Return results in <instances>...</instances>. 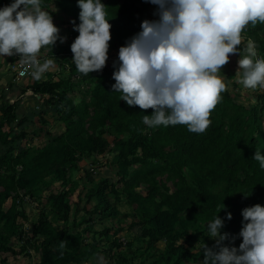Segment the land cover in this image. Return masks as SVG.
<instances>
[{
  "label": "trees",
  "instance_id": "obj_1",
  "mask_svg": "<svg viewBox=\"0 0 264 264\" xmlns=\"http://www.w3.org/2000/svg\"><path fill=\"white\" fill-rule=\"evenodd\" d=\"M11 2L0 0V7ZM52 3L79 24L77 0H42L41 7ZM103 4L111 25L109 49L118 51L146 18H135L141 8L133 3ZM261 34L264 24L257 23L241 35L256 43L258 57L264 59ZM70 45L57 41L53 48L40 50L39 61L68 67L69 72L65 77L58 74L57 80L49 73L44 82L21 89V96L31 91L44 98L36 109L27 111L21 98L0 97V263L5 264L7 256L29 257L33 250L38 264H96L104 254H112L110 264H203L202 250L192 253L190 248L195 242L201 248L206 244L202 226L214 219L222 204L218 216L224 218L226 212L232 216L222 232L229 233V239L236 237L238 247L242 209L264 206V169L253 159L256 151L264 155V95L257 94L255 105H241L229 90L222 92L203 133L190 132L185 125L149 127L143 117L152 114L151 108L130 107L114 93L115 66L85 76L72 61ZM227 79L232 80L230 75ZM231 85L238 88L234 81ZM75 88L86 89L76 105L67 97ZM52 112L64 126L58 135L46 131L49 117L54 120ZM42 137L45 145L32 146ZM104 154L113 155L110 165L116 180L102 177L96 183L84 171L92 187L71 203L77 186L72 175L80 170V160L96 163L93 156ZM54 182L63 188L60 192L51 190ZM142 188L144 195L138 191ZM29 205L38 214L28 223L24 207ZM119 206L130 212L120 214ZM127 217L132 220L128 229L140 232L125 242L122 229L111 225H120ZM180 240L185 244L179 245ZM161 244L163 248H157Z\"/></svg>",
  "mask_w": 264,
  "mask_h": 264
},
{
  "label": "clouds",
  "instance_id": "obj_2",
  "mask_svg": "<svg viewBox=\"0 0 264 264\" xmlns=\"http://www.w3.org/2000/svg\"><path fill=\"white\" fill-rule=\"evenodd\" d=\"M145 2L157 6L154 15L158 18L143 20L141 30L119 48L118 66L112 64L115 66L112 89L121 94L120 100L130 107L153 110L151 115H144V124L185 125L190 132L203 133L211 123L212 110L222 99L221 93L226 90L220 69L229 62L230 55L241 56L242 40L247 45L237 62L239 82L246 89H257L258 94L259 88L264 89V59H257L256 43L251 39L245 41L241 35L248 25L264 24V0ZM41 4L42 0H12L0 7V57L14 55L15 61L23 59L33 66L36 79L51 64V61L40 63V50L53 48L58 40L64 43L66 39L59 35L52 15L43 11ZM77 6L79 24L72 23L78 36L70 51L77 70L87 76L106 66L111 25L101 0H77ZM13 75L15 82L33 77L16 79ZM253 159L264 169V155L260 151L255 152ZM89 172L94 173L93 168ZM222 209L223 204L218 212ZM218 212L205 225L206 236L215 245L209 248L203 243V264H264V206L256 204L242 209L238 233L242 242L238 247L233 246L236 237L229 239L230 234L222 232L225 220L232 219L231 213L226 212L221 218ZM224 241L229 243L225 245ZM65 247L62 242L60 248ZM195 247L190 248L192 253L197 251Z\"/></svg>",
  "mask_w": 264,
  "mask_h": 264
},
{
  "label": "rangeland",
  "instance_id": "obj_3",
  "mask_svg": "<svg viewBox=\"0 0 264 264\" xmlns=\"http://www.w3.org/2000/svg\"><path fill=\"white\" fill-rule=\"evenodd\" d=\"M117 3L122 4L124 2L127 3H133L137 8H141L140 10V14L135 17L136 19H142V18H146L147 20H154L157 19L158 17H156L154 15L155 11H156V5L150 4V3H146L145 0H115ZM102 3L105 2V0H101ZM43 11L46 12H50V14L52 15L53 18V23L54 25L59 29V35L62 37H65V42L64 44H68V43H72L75 39V34L77 33L76 31L73 30V23H72V19L70 18V16H66L63 12L60 11V9L58 8V6L55 3H52L50 5L41 7ZM262 36H264V34H261ZM59 41V40H58ZM60 43V42H59ZM247 43L246 42H241L240 46H239V50L241 52V56L239 57L238 54L235 55H230L229 57V62L227 64H225L224 66H222V68L220 69L221 73H219L220 78L223 80V82L226 85V90L225 91H230L231 96L234 97L235 100L238 101L239 104L241 105H247L248 103L251 105H255V103L257 102L255 97L257 96L258 93H256V90L253 89H246L243 87V85L239 82L240 80V72L238 71V60L239 58H242V56L245 54L244 53V49L243 46L246 47ZM73 56V55H72ZM13 56H4V58L1 60L0 59V71L4 72L5 74H8L10 77H12V79H14V75H13V70L12 67H15V63L16 61L13 59ZM257 59H259L257 57ZM46 61H40L41 64H44ZM116 64V66H118V51L112 50L110 51V49L108 50V60L106 61V66H111L112 64ZM2 63V64H1ZM66 67V66H65ZM35 71L36 68L34 67ZM34 71V72H35ZM2 72V74H3ZM69 69L68 67L66 68H60L58 65L53 64L51 62V64L49 65V67L47 68V70L42 74L40 79H36L34 76L31 79H28L25 81V84H21L22 86H30L33 82L37 81V82H44L46 80V76L50 73V74H55L56 78L54 80H57L60 77H65L68 75ZM59 74V76H58ZM227 75H230L232 80L227 79ZM11 81V80H10ZM24 81V80H23ZM21 81V83L23 82ZM235 82L236 84H238V88H233V86L231 85V82ZM15 82V80H14ZM71 83L76 84V80L72 79ZM85 88H80L79 90L75 89H71L68 93H67V97L76 105L78 104L81 100H82V96L85 92ZM259 94H264V89L259 88L258 89ZM9 96H11V93L8 94ZM26 96V97H24ZM22 98V102H23V106L25 109L28 110H34L36 109V107L38 105H40L44 98L42 96L39 95H33L30 91V93H27L26 95H24ZM27 96H33V97H27ZM238 96V97H237ZM24 99V100H23ZM87 100V98L85 99ZM37 102V106L35 107L34 103ZM1 103V101H0ZM52 115L54 116V120L53 118L49 117V123L50 125H48V129L49 132H51V135H58L60 134L63 129L64 126L62 125V123H59V121L56 118V115L54 114V112H52ZM36 118V117H34ZM35 121L37 120L34 119ZM264 126V125H263ZM108 138V137H107ZM109 141H112V138H108ZM28 144V141H26ZM47 142L46 137H42L40 139L35 138V142H33L34 147H41L42 145H45ZM27 144H25L23 147L26 148ZM112 154H104L101 156H93L95 158V160L97 161L96 163H92V161L88 160H80L78 166L80 168V170L78 172L73 173L72 175V180L73 182H76L77 186L75 188V192L74 194L71 196L70 201L71 203H75L78 200L77 195L79 193H81V195L83 196L86 192V190H89L92 185L90 183L87 182L86 177L84 176L85 172H89L90 168H93L94 173H90L92 176V179L94 180V182H98L102 177H107L109 178L111 181H115L116 177H115V168L112 167V165H110V161L112 160ZM134 169V168H133ZM163 182L165 184V186H167L170 191H172V185L168 182H166L163 178ZM63 188L60 187V184L58 182H54L52 183V187L51 190L55 191V192H60ZM66 190V188L64 189ZM138 191L144 195V190L142 189H138ZM9 205V201L4 205V209H7ZM26 212H27V216H28V223L30 221L35 220L37 214H38V210L33 207L32 205L29 206H25L24 207ZM88 209L90 207H87ZM118 211L120 212V214H125V213H129L130 209H127V207H123V206H119ZM72 215V214H71ZM70 215V217H71ZM79 216H82L83 213H79ZM51 217V216H50ZM71 219V218H70ZM26 224L25 228H27ZM132 223V220L130 218H125L120 225H118L116 222L112 223L111 226H114V228H121L122 232L120 234L121 239L123 237V240L121 241H128V240H133L134 236L136 234L139 235L140 229L136 228V229H128L130 224ZM96 228H100L98 225H96ZM136 233V234H135ZM201 233H202V238L206 239V246H209L211 243L215 244V241L211 238H209L205 229V226H202L201 229ZM200 240V242H203L204 240ZM87 242H91V241H87ZM229 243V242H228ZM107 242L106 240L101 242L102 248H104L106 246ZM178 244H185L184 240H180L178 242ZM194 246H196V250L201 249V245L200 244H193ZM234 246V244H233ZM163 247V244L159 245L157 248L161 249ZM15 248H17V245L15 244ZM194 249V251H196ZM112 254L106 255L104 254V256H100V262L99 264H110L111 261L109 259V256H111ZM4 259H7L5 262V264H38V255L31 250L29 253V257H26L24 255L18 257V258H13V257H6ZM2 260V259H0ZM104 260V261H102ZM1 264V263H0ZM4 264V263H3ZM83 264H91V263H83Z\"/></svg>",
  "mask_w": 264,
  "mask_h": 264
},
{
  "label": "crops",
  "instance_id": "obj_4",
  "mask_svg": "<svg viewBox=\"0 0 264 264\" xmlns=\"http://www.w3.org/2000/svg\"><path fill=\"white\" fill-rule=\"evenodd\" d=\"M3 58L4 57H0L1 60ZM2 72L0 71V97L2 96V100H4V98H6L7 100H13V101L17 99L19 100L20 98L22 99L23 96H21V92H22L21 89L23 90V88L26 86H22L21 84H25V81H23L22 83L21 81L14 82L12 77H10L8 74H5L4 72L2 74ZM10 93H11V96L8 95ZM27 97H33V96H27ZM34 105L36 107L38 105L37 102H35ZM99 263H101L100 259L96 262V264H99Z\"/></svg>",
  "mask_w": 264,
  "mask_h": 264
},
{
  "label": "built area",
  "instance_id": "obj_5",
  "mask_svg": "<svg viewBox=\"0 0 264 264\" xmlns=\"http://www.w3.org/2000/svg\"><path fill=\"white\" fill-rule=\"evenodd\" d=\"M32 68L33 66L24 63L23 59H21L16 61L15 67L13 66L12 70L16 75V79H25L33 76Z\"/></svg>",
  "mask_w": 264,
  "mask_h": 264
}]
</instances>
